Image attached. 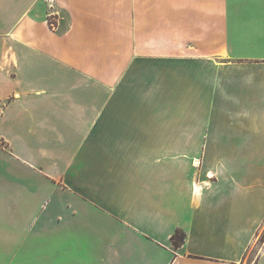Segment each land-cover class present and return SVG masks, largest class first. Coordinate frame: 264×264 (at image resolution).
I'll use <instances>...</instances> for the list:
<instances>
[{"label":"crops","instance_id":"crops-1","mask_svg":"<svg viewBox=\"0 0 264 264\" xmlns=\"http://www.w3.org/2000/svg\"><path fill=\"white\" fill-rule=\"evenodd\" d=\"M60 2L67 16L53 32L43 0H0V264H246L264 224V169L248 179L220 150L190 162L173 143L218 135H173L156 104L126 101L129 64L185 39L171 22L142 39L154 13L141 0L132 32L122 0ZM245 19L246 54L194 56L230 64L213 81L214 104L229 111L242 72L264 97V0H246Z\"/></svg>","mask_w":264,"mask_h":264},{"label":"rangeland","instance_id":"rangeland-1","mask_svg":"<svg viewBox=\"0 0 264 264\" xmlns=\"http://www.w3.org/2000/svg\"><path fill=\"white\" fill-rule=\"evenodd\" d=\"M43 1L47 4L48 28L56 32L60 21L67 16L64 6L60 0ZM116 1L118 0H114L115 3ZM122 2L126 11L124 18L126 29L132 32L134 0ZM141 2L142 5L145 3L152 6L151 13H154L152 16L154 21L146 27L151 29L142 32V39L149 38L150 33H164L170 28L171 22L174 34L182 36L185 41L183 46L177 47H149L142 53L157 54L163 58L158 57L151 61L141 58L129 64L124 78V90L126 94L130 92L129 95H125L126 101L156 104V120L159 123L160 120L171 119L173 135L186 133L192 138H197L204 134L206 139L208 136L218 135L222 142L216 144L193 141L172 145L174 150L188 151L190 162L194 157H198L201 166L216 161L205 158L204 151L220 150L224 153L226 163L234 161L236 155L237 166L245 169L246 178L253 179L257 172L264 169V112L251 108L261 107L260 103L264 97L260 91L256 93L245 86V73L242 72L238 74L241 81L239 89L228 88L241 98L242 102L238 108L229 111L224 109L223 105L216 106L213 81L217 82L219 76L215 67L223 69L230 64L223 60L215 59L214 62L210 58H194L196 55L246 54V0H141ZM169 6L172 7V12L168 9ZM125 50L126 54L132 53L131 46H126ZM164 56H172L174 61L165 62ZM181 57L184 59H180ZM161 129L163 128L157 127L158 134L164 133ZM261 191L260 189L256 192ZM253 209L256 214L263 211L256 201ZM262 248L264 224L247 254L246 264H255Z\"/></svg>","mask_w":264,"mask_h":264},{"label":"trees","instance_id":"trees-1","mask_svg":"<svg viewBox=\"0 0 264 264\" xmlns=\"http://www.w3.org/2000/svg\"><path fill=\"white\" fill-rule=\"evenodd\" d=\"M186 240V234L182 230H178L173 236H172V242L174 247L179 248L181 247Z\"/></svg>","mask_w":264,"mask_h":264}]
</instances>
